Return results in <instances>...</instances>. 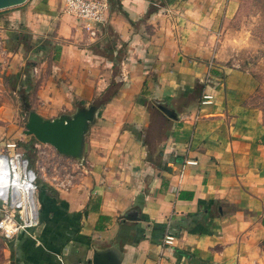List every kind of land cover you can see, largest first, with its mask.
<instances>
[{
    "label": "crops",
    "instance_id": "crops-1",
    "mask_svg": "<svg viewBox=\"0 0 264 264\" xmlns=\"http://www.w3.org/2000/svg\"><path fill=\"white\" fill-rule=\"evenodd\" d=\"M36 1L13 11L12 41L49 31L63 41L44 45L54 60L32 59V70L21 47L10 51L21 81L44 70L37 112L53 118L96 103L113 78L119 86L76 173L42 176L38 225L0 236V264H92L95 250L119 264H264V126L225 84L235 70L213 60L225 0H110L99 38L114 37L112 57L91 50L61 0Z\"/></svg>",
    "mask_w": 264,
    "mask_h": 264
},
{
    "label": "rangeland",
    "instance_id": "rangeland-1",
    "mask_svg": "<svg viewBox=\"0 0 264 264\" xmlns=\"http://www.w3.org/2000/svg\"><path fill=\"white\" fill-rule=\"evenodd\" d=\"M36 2V5H39L41 0ZM30 3L32 0H25L22 4L0 8V151L5 148L8 141L16 142L26 156L29 153L27 157L40 185L45 183L42 178L44 174H47L53 182L61 183L76 173L75 164L77 160L59 154L50 144L39 142L33 135L24 132L29 111L24 110L20 98V89H18L19 82L17 81V86H14L13 79H8L11 75L16 74V69L20 68V65H16L17 59L10 55V51H15L18 49L17 47H21L19 52L24 56L23 61L25 62L23 68L32 70L30 67L35 63L31 61L32 59L38 64L51 53L49 57L52 61L54 60L52 51H49V54L44 52L45 49H42L44 45L48 50L49 47L55 46V41L63 43L61 39H53L54 31H49L47 37L37 36L27 39L28 34L22 33L24 42L22 39L17 43L12 41L13 28L20 26L11 17L13 11ZM60 7L58 6L57 12L63 14L64 12ZM222 10L217 33L212 39L213 60L235 70L231 73L233 77H228V74L224 77L225 84L237 88L244 104L255 108L260 113L261 122L264 126V0H225ZM74 24L78 28L81 27L80 23L75 22V20ZM84 35V39L91 42L89 47L92 51L112 57L113 51L109 50L110 46L109 49L107 48L106 43L113 40V36L109 34L110 39L103 41L100 40V35L94 40H91L86 33ZM34 44H38V46L33 50ZM15 45L17 46L15 47ZM33 53H36L37 56ZM49 68L50 65L46 72ZM43 71L41 73H36L34 70L30 71L31 86L26 89L22 88L23 92H27L30 110L36 112L41 111L39 105L42 104L36 90L38 83L44 79L45 73ZM75 107L76 105L68 113H72L78 106ZM40 115L50 118V115L45 116L47 114Z\"/></svg>",
    "mask_w": 264,
    "mask_h": 264
},
{
    "label": "built area",
    "instance_id": "built-area-1",
    "mask_svg": "<svg viewBox=\"0 0 264 264\" xmlns=\"http://www.w3.org/2000/svg\"><path fill=\"white\" fill-rule=\"evenodd\" d=\"M64 13L79 19L87 36L94 40L105 27L110 0H61ZM211 95L203 94V103ZM38 145V144H36ZM186 164H196L186 160ZM38 181L28 157L16 142L0 151V236L10 240L28 233L39 223Z\"/></svg>",
    "mask_w": 264,
    "mask_h": 264
},
{
    "label": "water",
    "instance_id": "water-1",
    "mask_svg": "<svg viewBox=\"0 0 264 264\" xmlns=\"http://www.w3.org/2000/svg\"><path fill=\"white\" fill-rule=\"evenodd\" d=\"M24 1L0 0V8ZM99 107L97 103L79 106L72 113H62L53 118L43 117L35 110H30L24 132L33 135L39 142L50 144L59 154L81 162L86 148V134L90 124L96 120ZM158 108L168 117L175 118V112L167 106L159 104ZM91 263L119 264V258L108 250H95Z\"/></svg>",
    "mask_w": 264,
    "mask_h": 264
},
{
    "label": "trees",
    "instance_id": "trees-1",
    "mask_svg": "<svg viewBox=\"0 0 264 264\" xmlns=\"http://www.w3.org/2000/svg\"><path fill=\"white\" fill-rule=\"evenodd\" d=\"M103 33H107V31H109L108 27H105L103 30ZM109 49V48H108ZM111 50V48L109 49ZM113 70H114V74L116 75L119 71V67L116 66V64L113 65ZM8 79H13V82L15 83L14 86L16 85V82L18 81V89H20V98L24 107V110L26 111H30V105H29V101H28V95L27 92H23L22 88H28L31 86V81L32 79L29 77L23 81H21L19 79V74L16 73L15 75H11L10 77H8ZM13 83V84H14ZM119 84L118 81H116L114 78L111 80V82L109 83L107 89L105 90V92L96 100V103L100 106L102 104H104L105 102L109 101L116 93L117 88H118ZM26 91V90H25ZM29 153H27V156ZM40 186V182L38 183V187Z\"/></svg>",
    "mask_w": 264,
    "mask_h": 264
}]
</instances>
